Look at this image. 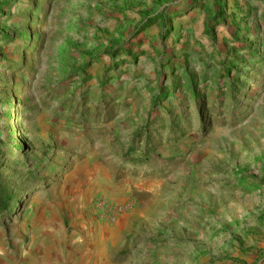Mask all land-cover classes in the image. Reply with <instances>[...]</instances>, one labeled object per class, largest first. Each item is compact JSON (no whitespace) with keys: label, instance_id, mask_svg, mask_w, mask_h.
Wrapping results in <instances>:
<instances>
[{"label":"rangeland","instance_id":"374dc122","mask_svg":"<svg viewBox=\"0 0 264 264\" xmlns=\"http://www.w3.org/2000/svg\"><path fill=\"white\" fill-rule=\"evenodd\" d=\"M0 186L15 254L264 264V0H0Z\"/></svg>","mask_w":264,"mask_h":264},{"label":"crops","instance_id":"0c3cea01","mask_svg":"<svg viewBox=\"0 0 264 264\" xmlns=\"http://www.w3.org/2000/svg\"><path fill=\"white\" fill-rule=\"evenodd\" d=\"M60 235L64 234L57 231L50 233L47 237L45 234L32 243L23 240L17 254L9 248L8 242L0 240V264H95L92 256L93 251L80 250L79 245H73V253L67 257L66 261H58L53 253L63 246V241L59 238ZM25 246L28 248L25 249ZM68 252L70 253V250Z\"/></svg>","mask_w":264,"mask_h":264},{"label":"trees","instance_id":"16d2710c","mask_svg":"<svg viewBox=\"0 0 264 264\" xmlns=\"http://www.w3.org/2000/svg\"><path fill=\"white\" fill-rule=\"evenodd\" d=\"M20 192L0 186V214L11 215L20 205Z\"/></svg>","mask_w":264,"mask_h":264}]
</instances>
